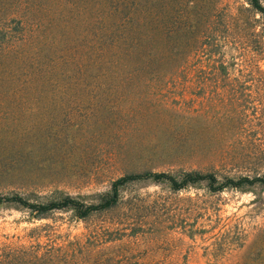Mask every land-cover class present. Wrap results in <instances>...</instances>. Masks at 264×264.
Instances as JSON below:
<instances>
[{
  "label": "rangeland",
  "instance_id": "obj_1",
  "mask_svg": "<svg viewBox=\"0 0 264 264\" xmlns=\"http://www.w3.org/2000/svg\"><path fill=\"white\" fill-rule=\"evenodd\" d=\"M32 1L43 2L25 6ZM201 1L203 17L189 26L202 45L178 71L94 86L29 85L14 72L0 87V195L96 203L129 173L263 174L264 21L246 0ZM21 3L0 0V25H15ZM222 61L227 68L212 66ZM36 243L74 264H264V185L176 192L137 181L115 207L85 219L60 211L35 220L0 205V251Z\"/></svg>",
  "mask_w": 264,
  "mask_h": 264
},
{
  "label": "trees",
  "instance_id": "obj_2",
  "mask_svg": "<svg viewBox=\"0 0 264 264\" xmlns=\"http://www.w3.org/2000/svg\"><path fill=\"white\" fill-rule=\"evenodd\" d=\"M211 1L203 3L209 6ZM246 1L249 9L259 13L264 21L263 0ZM198 2L202 1L43 0L42 4L32 1L28 7L21 3L12 9L11 20L15 25H0V87L16 80L14 72L20 73L29 85L89 83L94 86L133 81L126 77L116 79L114 76L118 74L178 71L190 64L202 45L199 36L193 34L197 26H189L193 19L197 24L203 17ZM54 53L57 59H50L49 54ZM215 63L213 67L228 66L223 61ZM67 67L73 72L71 77L64 72ZM82 74L87 76L80 77ZM7 97L16 98L17 94ZM144 180L165 183L176 192L203 185L217 193L264 185V173L230 177L212 171L180 170L176 174L143 171L114 180L110 190L101 194L96 203L69 195L31 201L12 194L0 195V205H16L35 220L60 211H71L75 218L85 219L115 207L126 184ZM5 247L0 251V264H74L73 258L69 261L67 252L62 253L53 246L36 243L27 247Z\"/></svg>",
  "mask_w": 264,
  "mask_h": 264
}]
</instances>
